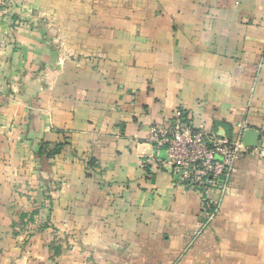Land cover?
<instances>
[{
  "label": "crops",
  "instance_id": "0c3cea01",
  "mask_svg": "<svg viewBox=\"0 0 264 264\" xmlns=\"http://www.w3.org/2000/svg\"><path fill=\"white\" fill-rule=\"evenodd\" d=\"M7 2L0 264H264V0ZM177 120L259 134L201 231L220 192L151 138Z\"/></svg>",
  "mask_w": 264,
  "mask_h": 264
},
{
  "label": "built area",
  "instance_id": "2783aa9c",
  "mask_svg": "<svg viewBox=\"0 0 264 264\" xmlns=\"http://www.w3.org/2000/svg\"><path fill=\"white\" fill-rule=\"evenodd\" d=\"M178 115L181 116V112ZM151 138L162 167L171 173L176 183L197 188L205 197H209L212 190L220 192L218 200L211 198L208 201L199 228L201 231L220 211L221 199L237 171V162L250 147L244 144L242 136L231 140L207 131L200 124L183 120H177L164 128L154 126Z\"/></svg>",
  "mask_w": 264,
  "mask_h": 264
},
{
  "label": "water",
  "instance_id": "95a60500",
  "mask_svg": "<svg viewBox=\"0 0 264 264\" xmlns=\"http://www.w3.org/2000/svg\"><path fill=\"white\" fill-rule=\"evenodd\" d=\"M258 138H259V134L255 131H248L246 133V136L243 140L244 144L247 145V146H254L256 147L257 146V143H258Z\"/></svg>",
  "mask_w": 264,
  "mask_h": 264
},
{
  "label": "trees",
  "instance_id": "16d2710c",
  "mask_svg": "<svg viewBox=\"0 0 264 264\" xmlns=\"http://www.w3.org/2000/svg\"><path fill=\"white\" fill-rule=\"evenodd\" d=\"M46 147L47 146H45V144H43L42 148H41V152L47 153L48 155H51V153L58 151V149L60 148V145H56V147L54 148V151H51V152H46Z\"/></svg>",
  "mask_w": 264,
  "mask_h": 264
},
{
  "label": "rangeland",
  "instance_id": "374dc122",
  "mask_svg": "<svg viewBox=\"0 0 264 264\" xmlns=\"http://www.w3.org/2000/svg\"><path fill=\"white\" fill-rule=\"evenodd\" d=\"M11 2V0H8V2H7V4H6V6H8V11H10V9H11V7H12V3H10Z\"/></svg>",
  "mask_w": 264,
  "mask_h": 264
}]
</instances>
